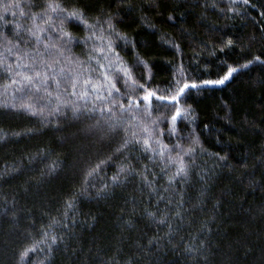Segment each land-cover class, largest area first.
<instances>
[{"label":"trees","instance_id":"trees-1","mask_svg":"<svg viewBox=\"0 0 264 264\" xmlns=\"http://www.w3.org/2000/svg\"><path fill=\"white\" fill-rule=\"evenodd\" d=\"M85 2L92 5L93 13L104 9L123 14L124 23L118 25V30L127 35L135 49H126L121 55L130 65L139 55L150 66L153 79L149 83L153 88L167 87L180 64L196 83L214 80L222 74V61L234 67L247 62L243 57L248 54L249 44V59L254 55L264 59V16L261 15L264 0H252L255 7L238 4L239 14L227 10L229 0H159L158 7L151 9L145 0H130L137 7L130 16L118 0ZM213 2L216 8L210 6ZM0 14H3L2 4ZM142 16H147L156 29L143 27ZM169 16L173 17L172 21L168 20ZM71 31L76 36L86 34L75 28ZM162 38L174 41L179 49L162 42ZM227 39H233L237 47L220 51L224 46L222 41ZM241 46L245 47L244 53ZM83 51L74 48L77 55L82 56ZM141 73L146 79L145 70L137 68L136 75ZM4 82L0 78V84ZM186 105L196 120L178 123V130L184 137L195 130L207 151H197L188 182L176 186L184 192V219L172 221L174 227L179 225L172 245L166 243L165 237L161 241L162 249L154 251L151 257H141L138 264H148L149 259L153 264H197L185 247H199L202 241L206 242L208 264H222L229 256L232 264H264V165L259 164L264 155V70L260 65H252L235 73L222 86L191 90ZM61 123L60 130L50 126L28 134L29 129L41 128L39 119L0 110V130L9 137L0 142V173L5 167L20 169L10 183L0 181V211L15 204L19 216L15 226L18 234L7 245L4 240L8 231L14 229L0 221V264H12L14 249L29 241L27 233L38 237L53 217L60 218L66 194L81 188L83 170L111 155L119 142L109 146L96 137L79 135L80 128L94 123L91 120L78 123L69 118ZM171 142L175 143V138ZM38 153H47L48 160ZM215 153L228 157L227 167L224 161L217 160ZM52 160L59 161L58 172L42 177L46 164ZM122 163L131 164L137 172L147 165L157 174L158 190L166 195L160 187H167V177L161 179L159 158L154 164L139 151H132L127 161L120 157L114 164L105 165L79 198L74 214L77 224L72 226L71 233L56 228L57 234L65 236L67 247L60 245L51 264H105L113 257L124 264L130 257L141 256L138 243L146 244L154 235L165 236L166 228H159L145 218L143 209L150 203L155 205V198H150L149 190L142 188L138 176L130 177L120 188L112 190L108 198L95 199L99 188L111 183ZM158 207L168 211L164 202ZM126 220L133 221L131 227L124 223ZM202 226L210 232H202ZM43 259L44 253H37L32 264Z\"/></svg>","mask_w":264,"mask_h":264},{"label":"snow or ice","instance_id":"snow-or-ice-1","mask_svg":"<svg viewBox=\"0 0 264 264\" xmlns=\"http://www.w3.org/2000/svg\"><path fill=\"white\" fill-rule=\"evenodd\" d=\"M118 2L121 8H127L129 16L137 11L130 0ZM145 2L150 9L159 4V0ZM240 3L256 6L252 0H229L227 10L239 14L236 6ZM0 4L3 7V14H0V78L5 81L0 84V110L39 119L41 128L29 129L28 134H35L50 126L60 130L61 120L70 118L78 123L94 121L80 128L79 135L96 137L109 146L119 141L111 155L95 164H89L83 170L81 188L66 194L60 218L53 217L40 230L38 237H34L31 232L26 234L29 241L14 249L12 264H32V257L37 253H44V259L39 264H51L60 245L67 247L65 236L57 234L56 228L61 227L65 234L71 233L72 226L77 224L74 214L79 198L92 186L93 178L98 177L105 165L114 164L120 157L127 161L128 154L132 151H139L144 159L151 160L154 164L159 158L160 173L163 174L161 179L167 177V187H160L166 195L158 190L159 180L155 179L157 174L147 165L137 172L131 164L122 163L112 176L111 183H105L99 188L95 199L108 198L112 190L120 188L130 177L134 179L138 176L142 188H147L150 198H155V205L150 203L143 209L145 218L159 228H166L167 232L164 237H150L146 244L138 243L136 247L141 256L130 257L124 264H138L141 257H151L154 251L159 252L163 247L161 241L165 237L166 243L172 245L179 228V225L174 227L172 221L182 222L184 219V192L176 186L188 182L195 166L197 151H207L195 130L189 132L187 137L178 130V123H194L196 120L192 109L186 105V97L194 89L222 86L233 79L235 73L252 65H260L261 70H264V59L260 55L249 59V44L248 54L243 57L247 62L234 67L222 61V74L214 80L196 83L188 77L187 70L180 64L167 87L153 88L149 83L153 79L150 66L139 55L131 65L121 55L126 49H135V44L118 30V25L124 23L120 11L112 13L99 9L93 13L92 5L85 0H0ZM210 6L216 8L217 4L213 2ZM220 11L224 9L221 8ZM244 11L247 12V7ZM261 15L264 16V12ZM168 20L172 21L173 17L169 16ZM140 22L143 27L156 29V25L147 16L140 17ZM72 28L86 34L76 36L71 31ZM162 42L179 49L174 41L162 38ZM222 43L224 46L220 51L237 47L233 39ZM76 47L84 50L82 56L75 54ZM240 51L244 53L245 47L241 46ZM141 67L147 73L146 79L144 73L136 75V69ZM227 119L230 121V117ZM8 138L0 130V142ZM173 138L175 143L171 142ZM165 139L169 142L165 143ZM37 155L48 160L47 153ZM214 155L218 161L225 162V167L228 166L227 156H220L219 153ZM259 164L264 165V155ZM58 170L59 161L52 160L46 164V170L41 175L53 176ZM19 173V168L5 167L3 173H0V181L10 183ZM39 183L38 181L37 184ZM161 202L165 203L168 211L158 207ZM18 220L15 204L0 211V221L14 229L8 231L5 245L12 236L18 234V229L15 228ZM124 223L131 227L133 221L126 220ZM201 231L210 232V229L202 226ZM185 251L197 260V264H208L206 242L202 241L199 247L186 246ZM105 264L120 262L113 257ZM148 264L153 262L149 259ZM222 264H232L231 257Z\"/></svg>","mask_w":264,"mask_h":264}]
</instances>
